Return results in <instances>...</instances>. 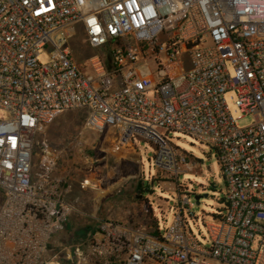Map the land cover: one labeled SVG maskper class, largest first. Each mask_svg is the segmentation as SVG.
Masks as SVG:
<instances>
[{
	"label": "built area",
	"instance_id": "obj_1",
	"mask_svg": "<svg viewBox=\"0 0 264 264\" xmlns=\"http://www.w3.org/2000/svg\"><path fill=\"white\" fill-rule=\"evenodd\" d=\"M74 23L90 47L109 45L86 73L67 44ZM228 91L247 126L230 115ZM0 109V264H39L74 210L47 142L32 163L36 136L69 109L119 147L151 142L155 166L176 179L189 161L168 134L209 145L225 191L205 242L185 198L163 231L99 221L68 264H264V0H0Z\"/></svg>",
	"mask_w": 264,
	"mask_h": 264
},
{
	"label": "rangeland",
	"instance_id": "obj_2",
	"mask_svg": "<svg viewBox=\"0 0 264 264\" xmlns=\"http://www.w3.org/2000/svg\"><path fill=\"white\" fill-rule=\"evenodd\" d=\"M76 34L67 44L78 68L89 72L88 58L105 56L107 47L92 48L84 40L80 23H74ZM62 30L52 33V39ZM50 49L40 50L39 61L49 60ZM149 66L151 64L149 63ZM230 115L238 127L253 121L251 115H242L235 105L234 92L224 95ZM86 111L69 109L49 123L36 136L40 145L34 146L32 163L37 169L42 160V142H47L54 152L55 175L64 179L67 192L64 198L71 200L74 210L68 215L65 228L50 237L39 264L49 261L65 263V253L82 244L98 227L101 220L109 219L129 228L145 227L150 230L152 217L155 225L163 231L174 220L180 200L192 202L194 217L187 220L188 227L201 241H206L205 224L214 221V215L223 212L224 177L217 160L216 151L180 132L168 134L171 143L189 161L176 175L162 171L154 164V145L135 137L131 147H119L106 131L96 132L84 126ZM9 113L0 109V119ZM139 181H141L138 187ZM137 189H141L138 191ZM199 195L198 203L196 197ZM70 264V263H69ZM80 264H104L82 261Z\"/></svg>",
	"mask_w": 264,
	"mask_h": 264
},
{
	"label": "trees",
	"instance_id": "obj_3",
	"mask_svg": "<svg viewBox=\"0 0 264 264\" xmlns=\"http://www.w3.org/2000/svg\"><path fill=\"white\" fill-rule=\"evenodd\" d=\"M105 47H107V49H109V45H105ZM218 215H219V214H215L214 216H218ZM155 222H156L155 219L152 218V223L149 222L148 226H149V227H153V228H155V226H156V225H155ZM149 232H154V231H153V229H150ZM47 246H48L49 248H51V247L53 246V244H52V243H48ZM64 262L67 263L66 260H65Z\"/></svg>",
	"mask_w": 264,
	"mask_h": 264
},
{
	"label": "crops",
	"instance_id": "obj_4",
	"mask_svg": "<svg viewBox=\"0 0 264 264\" xmlns=\"http://www.w3.org/2000/svg\"><path fill=\"white\" fill-rule=\"evenodd\" d=\"M106 132H108L110 134V138L113 139V137H114L115 141L113 140V142L116 144V138H115L114 133H112V131L110 129L106 130ZM69 201H71V200H69ZM0 202H1V193H0ZM152 218H154V217H152Z\"/></svg>",
	"mask_w": 264,
	"mask_h": 264
},
{
	"label": "water",
	"instance_id": "obj_5",
	"mask_svg": "<svg viewBox=\"0 0 264 264\" xmlns=\"http://www.w3.org/2000/svg\"><path fill=\"white\" fill-rule=\"evenodd\" d=\"M140 184H141V181H139V184H138V187L140 186ZM196 197V200H197V203H198V199H199V195H197V196H195Z\"/></svg>",
	"mask_w": 264,
	"mask_h": 264
},
{
	"label": "bare ground",
	"instance_id": "obj_6",
	"mask_svg": "<svg viewBox=\"0 0 264 264\" xmlns=\"http://www.w3.org/2000/svg\"><path fill=\"white\" fill-rule=\"evenodd\" d=\"M45 264H58V263H56V262H52V261H49V262H47V263H45Z\"/></svg>",
	"mask_w": 264,
	"mask_h": 264
},
{
	"label": "flooded vegetation",
	"instance_id": "obj_7",
	"mask_svg": "<svg viewBox=\"0 0 264 264\" xmlns=\"http://www.w3.org/2000/svg\"><path fill=\"white\" fill-rule=\"evenodd\" d=\"M138 191H140L141 189H137Z\"/></svg>",
	"mask_w": 264,
	"mask_h": 264
}]
</instances>
